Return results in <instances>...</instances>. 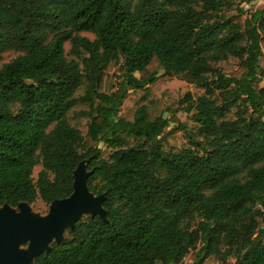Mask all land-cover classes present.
<instances>
[{"label": "trees", "instance_id": "obj_1", "mask_svg": "<svg viewBox=\"0 0 264 264\" xmlns=\"http://www.w3.org/2000/svg\"><path fill=\"white\" fill-rule=\"evenodd\" d=\"M254 1L0 0V62L21 53L0 68V205L69 197L82 161L90 191L106 195V222L84 216L35 264H181L199 246V264H264V10L237 22V4ZM230 58L239 76L217 68ZM155 59L205 91L180 102L198 127L179 125L189 147L178 153L163 145L171 120L147 105L120 115L129 91L158 79L136 75ZM121 61L118 89L100 92ZM78 103L87 137L68 119Z\"/></svg>", "mask_w": 264, "mask_h": 264}, {"label": "rangeland", "instance_id": "obj_2", "mask_svg": "<svg viewBox=\"0 0 264 264\" xmlns=\"http://www.w3.org/2000/svg\"><path fill=\"white\" fill-rule=\"evenodd\" d=\"M239 8L246 10V14L243 17L237 19V22L243 23L244 20L251 15V13L256 10H264V0H256L250 4H237ZM226 14L235 16L237 13L236 7L231 11H227ZM82 36L94 39L92 34L83 33ZM72 45L67 43L65 45L66 55L69 60L75 59L74 56L70 54ZM263 57L261 60V69L264 71V43H262ZM21 53L16 51H7L3 55V60L0 62V68L3 64L11 62L13 59L17 58ZM123 62L113 63L106 72L103 84L101 86L100 92L106 94L114 93L122 80L123 70L121 66ZM222 72L229 76H239L243 70L239 66V61L235 58H230L227 61L220 62L217 65ZM157 72L158 79L152 85H149V91H129L127 98L124 100V104L121 108L120 115L132 121L137 109L142 105H147L149 107L150 114L152 118L163 116L171 120L170 127L165 131L164 135V149L167 152L178 153L183 149L189 147V142L187 135L184 131H181L179 125L185 124L188 127L189 132H195L198 125H196L191 117L185 113L180 105V102L185 98V96L190 93L194 99L199 98L204 95L205 91L197 86L190 84L189 82L183 80L179 76H167L165 72L160 67L158 61L155 59L153 63L149 66L147 73L136 74L138 78L147 77L149 74ZM261 88H264V79L260 84ZM84 89H82L78 96L84 95ZM89 107L85 103H78L75 108L69 114V122L72 126L77 127L82 131L83 135L87 137L88 125L90 120L79 116L81 111H87ZM232 117V116H231ZM103 148V157L108 158L109 150L105 146L101 145ZM42 170V166L39 165L34 169L33 177L37 179L38 173ZM33 211L40 215H47L49 213V205L44 203L41 199H38L34 204L31 205ZM264 227V223L262 224ZM259 235L258 239H260ZM199 248L192 250L188 256L183 260L181 264H199L200 254ZM236 260L234 257H229L226 261L221 260V258L211 257L203 262V264H235Z\"/></svg>", "mask_w": 264, "mask_h": 264}, {"label": "water", "instance_id": "obj_3", "mask_svg": "<svg viewBox=\"0 0 264 264\" xmlns=\"http://www.w3.org/2000/svg\"><path fill=\"white\" fill-rule=\"evenodd\" d=\"M91 172L82 161L74 171L73 193L55 200L45 216L35 213L29 203L21 202L15 208L0 205V264H35L52 245L60 244L68 230L85 217H99L107 221L104 208L106 195L90 191Z\"/></svg>", "mask_w": 264, "mask_h": 264}]
</instances>
